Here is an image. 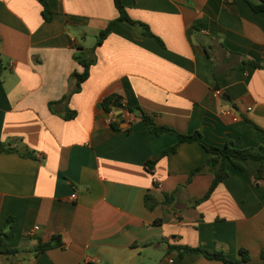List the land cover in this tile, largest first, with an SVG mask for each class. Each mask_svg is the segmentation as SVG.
Listing matches in <instances>:
<instances>
[{
  "label": "crops",
  "instance_id": "0c3cea01",
  "mask_svg": "<svg viewBox=\"0 0 264 264\" xmlns=\"http://www.w3.org/2000/svg\"><path fill=\"white\" fill-rule=\"evenodd\" d=\"M122 2L163 44L117 22L97 45L119 17L114 0H49V22L39 0H0V144L17 147L0 152V232L14 218L1 250H21L0 264H225L170 245L230 259L244 248L246 264H261L264 162L226 161L229 176L202 200L221 164L198 142L147 131L141 116L215 146L264 147L246 120L264 130V12L245 0ZM76 55L95 62L73 93ZM114 94L126 109L110 123L114 101L111 112L102 102ZM53 236L63 247L35 254Z\"/></svg>",
  "mask_w": 264,
  "mask_h": 264
},
{
  "label": "trees",
  "instance_id": "16d2710c",
  "mask_svg": "<svg viewBox=\"0 0 264 264\" xmlns=\"http://www.w3.org/2000/svg\"><path fill=\"white\" fill-rule=\"evenodd\" d=\"M114 1H115V5H116L118 12H119V17L115 20L110 21L108 23L107 27L100 32V34L98 36L97 45L102 44L103 41L110 35V33L113 29V26L117 22L126 23L129 26H131L132 28H134L135 31L139 35H141V36H152L155 39H157L160 43L163 44V42L151 32V30L147 24L135 21L129 16V14L126 10V7L123 4L122 0H114ZM228 1L234 2L235 0H228ZM245 1L251 6V8L255 12H264V0H245ZM39 2L43 6V12L42 13H43V17H44L45 21H47V22L51 21L53 18V11L50 7L49 0H39ZM75 58L78 61V63L81 64L84 68V71L82 73L76 72L74 74V76L78 80V84H77L76 89L73 91V93H78L81 90V84L89 78L90 70H91V67L93 66L95 60L92 58H90V59L84 58L82 55L81 56L76 55ZM243 63L252 64L256 68L262 67L257 62H246V61H244ZM2 69H3L2 61L0 58V76L2 75ZM215 77L217 80V86L216 87L218 90H220V88H221L220 87L221 76H220V74L215 72ZM116 97H117V95L114 94V95L109 96L103 100L102 105L107 112L112 111V103ZM127 110H129L130 112L134 111L133 109H130V108H127ZM137 111H141V109L137 108ZM141 117L145 122V127H146L147 131L153 132L157 135H162L165 133L174 134L178 137L179 143H181V142H198L201 146H203V148L207 152H209L211 154V157H210L209 162H208L210 165H216L218 163L221 164L220 171L216 174L209 191L206 193V195L203 197L202 200L208 199L212 195V193L215 191V189L218 187V185L220 183H222L229 176V170L227 169L226 161H231L232 164L237 169H240V170H243L245 168L242 161L253 159V160H259L261 162H264V153L262 152V149L264 147L241 149V148L235 147L233 142H229L223 147L215 146V145L207 142L200 132H195L193 134H182V133H179L178 131H176L175 129H173L171 127L164 126V125H158L152 116H150L144 112H142ZM67 118H73V115L69 114ZM246 120H247V123L249 124V126L255 132H257L261 135L263 142H264V130L260 126L255 124L253 121H251L249 119H246ZM177 148H178V144L175 145L174 147L168 149V150H165L163 153V156H166L172 152H176ZM16 150H17V147H15V146H11V145L5 146L4 144H0V152H13ZM23 155L28 156L31 154L25 153ZM155 163H156V161H149L147 163V166L149 167V169H153V166L155 165ZM197 172H198V170L195 171L192 175H194ZM262 177H263V169L260 168L257 175H256V178L261 179ZM172 200L173 199L170 196H167L165 203L167 205L171 206ZM157 204H158V202L154 197H152L150 195H147L145 197V205H146L147 209L153 210ZM13 219H14L13 217H10L7 229L0 232V254L1 255H16L17 253H19L21 251L19 249L5 250V251L1 250L2 243H3L4 239L7 237L9 230L12 228V226L14 224ZM58 247H63V242H62V239L60 236H53L51 238V240H49V241H43L40 239L38 246L35 248V254L43 253V252H46L50 249L58 248ZM170 248L171 249H177L181 256H184L188 253H195V254L202 255L208 259L223 261L225 264H246L250 260V253L247 249H244V248H241L239 250V256L240 257L236 258V259H230L227 256V253L223 250H216V249L215 250H207V249H203L200 247L172 246V245H170ZM261 259H262L261 264H264V251L261 253Z\"/></svg>",
  "mask_w": 264,
  "mask_h": 264
},
{
  "label": "water",
  "instance_id": "95a60500",
  "mask_svg": "<svg viewBox=\"0 0 264 264\" xmlns=\"http://www.w3.org/2000/svg\"><path fill=\"white\" fill-rule=\"evenodd\" d=\"M223 103L226 105H231V99L227 94H223ZM114 109L116 110V116L120 121H124L123 112L126 109V106L121 103L120 98L114 100Z\"/></svg>",
  "mask_w": 264,
  "mask_h": 264
},
{
  "label": "built area",
  "instance_id": "2783aa9c",
  "mask_svg": "<svg viewBox=\"0 0 264 264\" xmlns=\"http://www.w3.org/2000/svg\"><path fill=\"white\" fill-rule=\"evenodd\" d=\"M230 113H231V111H228V114H230ZM115 121H117L116 113H111L110 118H109V122L113 123ZM72 197L76 198V195H73Z\"/></svg>",
  "mask_w": 264,
  "mask_h": 264
}]
</instances>
